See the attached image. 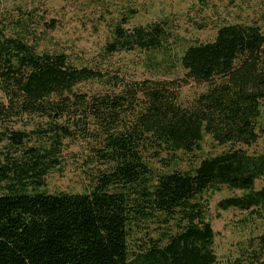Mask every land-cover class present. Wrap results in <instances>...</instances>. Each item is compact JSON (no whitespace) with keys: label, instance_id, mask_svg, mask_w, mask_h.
I'll use <instances>...</instances> for the list:
<instances>
[{"label":"trees","instance_id":"obj_1","mask_svg":"<svg viewBox=\"0 0 264 264\" xmlns=\"http://www.w3.org/2000/svg\"><path fill=\"white\" fill-rule=\"evenodd\" d=\"M122 26L107 52L151 51L168 40L161 23ZM181 63L182 78L127 80L0 37V135L8 146L0 160V264H220L205 194L223 185L240 194L221 200L222 209L264 219V186L257 187L264 153L246 148L261 136L264 31L223 25L213 41L190 45ZM95 80L112 91L77 90ZM192 81L206 89L183 103ZM24 115L44 120L27 132L12 129ZM206 136L228 148L201 157ZM32 137L49 142L28 147ZM66 139L83 141L84 162L99 165L88 173L90 190L29 192L61 168ZM152 224L161 236L132 247L131 230ZM251 244L230 264H264V232Z\"/></svg>","mask_w":264,"mask_h":264},{"label":"rangeland","instance_id":"obj_2","mask_svg":"<svg viewBox=\"0 0 264 264\" xmlns=\"http://www.w3.org/2000/svg\"><path fill=\"white\" fill-rule=\"evenodd\" d=\"M132 31L135 27L154 23L165 25L163 46L147 51L133 50L107 52L108 43L115 39V28ZM257 24L264 31V0H0V37L22 38L39 52H60L68 55L72 64L87 66L106 75H116L127 80H172L185 77L181 63L185 50L196 43H206L216 38L219 27L226 24ZM205 86L195 82L183 86L181 100L188 103ZM80 92L103 93L112 91L109 82L90 81L77 86ZM4 99L0 94V100ZM44 119L24 115L11 128L21 131L35 129ZM44 123V122H43ZM261 136L250 147L251 153H264V106L259 120ZM10 126V125H9ZM0 126V133L3 131ZM46 139L32 137L27 146L48 144ZM227 146L217 145L210 136L203 143L201 157L219 154ZM7 141L0 135V160L7 153ZM90 156L89 148L79 139L64 141L61 168H55L45 177V185L29 192L48 193L90 190L88 173L97 170L84 161ZM161 170L160 164L153 163ZM183 169L191 165L183 162ZM264 186V177L257 180V187ZM240 194L227 185L211 189L205 197L209 201L208 219L216 233L214 249L220 264H230L245 259L251 242L264 232V219L255 218L249 211L239 208L224 210L219 202ZM162 227L152 224L150 228L136 227L131 230L130 245L150 237H160ZM256 245V244H255Z\"/></svg>","mask_w":264,"mask_h":264}]
</instances>
